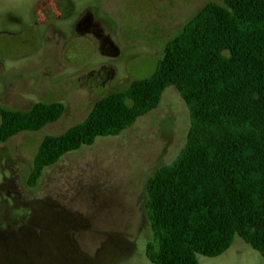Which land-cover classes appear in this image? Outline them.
<instances>
[{
	"label": "rangeland",
	"instance_id": "obj_1",
	"mask_svg": "<svg viewBox=\"0 0 264 264\" xmlns=\"http://www.w3.org/2000/svg\"><path fill=\"white\" fill-rule=\"evenodd\" d=\"M226 0H0V103L61 102L62 117L0 146V264H154L147 184L191 126L175 86L118 135L66 153L28 185L47 134L83 121L96 100L152 76L163 50L207 4ZM198 264H264L239 235Z\"/></svg>",
	"mask_w": 264,
	"mask_h": 264
},
{
	"label": "trees",
	"instance_id": "obj_2",
	"mask_svg": "<svg viewBox=\"0 0 264 264\" xmlns=\"http://www.w3.org/2000/svg\"><path fill=\"white\" fill-rule=\"evenodd\" d=\"M175 86L191 117L187 142L147 184L154 264H198L239 235L264 256V0L212 2L163 50L155 73L96 100L87 117L37 149L28 185L68 152L118 135ZM61 102L28 110L0 103V146L58 121Z\"/></svg>",
	"mask_w": 264,
	"mask_h": 264
}]
</instances>
